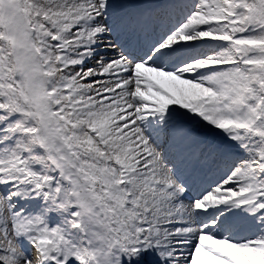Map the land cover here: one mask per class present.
<instances>
[{"label": "snow or ice", "instance_id": "obj_1", "mask_svg": "<svg viewBox=\"0 0 264 264\" xmlns=\"http://www.w3.org/2000/svg\"><path fill=\"white\" fill-rule=\"evenodd\" d=\"M0 264H264V0H0Z\"/></svg>", "mask_w": 264, "mask_h": 264}]
</instances>
